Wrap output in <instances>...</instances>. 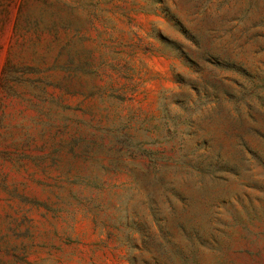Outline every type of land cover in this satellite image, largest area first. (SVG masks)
I'll return each mask as SVG.
<instances>
[{
    "label": "rangeland",
    "instance_id": "obj_1",
    "mask_svg": "<svg viewBox=\"0 0 264 264\" xmlns=\"http://www.w3.org/2000/svg\"><path fill=\"white\" fill-rule=\"evenodd\" d=\"M0 264H264V0H0Z\"/></svg>",
    "mask_w": 264,
    "mask_h": 264
}]
</instances>
